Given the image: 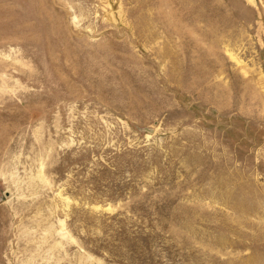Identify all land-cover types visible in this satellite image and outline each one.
Wrapping results in <instances>:
<instances>
[{
    "label": "rangeland",
    "instance_id": "374dc122",
    "mask_svg": "<svg viewBox=\"0 0 264 264\" xmlns=\"http://www.w3.org/2000/svg\"><path fill=\"white\" fill-rule=\"evenodd\" d=\"M0 264H264V0H0Z\"/></svg>",
    "mask_w": 264,
    "mask_h": 264
}]
</instances>
